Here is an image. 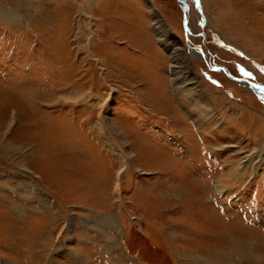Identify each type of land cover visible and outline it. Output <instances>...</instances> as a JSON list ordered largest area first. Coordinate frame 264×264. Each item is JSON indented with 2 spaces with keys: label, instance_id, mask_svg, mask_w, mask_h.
I'll return each instance as SVG.
<instances>
[{
  "label": "rangeland",
  "instance_id": "obj_1",
  "mask_svg": "<svg viewBox=\"0 0 264 264\" xmlns=\"http://www.w3.org/2000/svg\"><path fill=\"white\" fill-rule=\"evenodd\" d=\"M187 2V26L179 0L84 3L112 27L91 46L73 0H0L24 18L0 25V264H264V89L224 71L264 88V0ZM111 88L119 183L97 99L61 96Z\"/></svg>",
  "mask_w": 264,
  "mask_h": 264
},
{
  "label": "bare ground",
  "instance_id": "obj_2",
  "mask_svg": "<svg viewBox=\"0 0 264 264\" xmlns=\"http://www.w3.org/2000/svg\"><path fill=\"white\" fill-rule=\"evenodd\" d=\"M16 1H21V0H11V2L13 3V2H16ZM23 1H25V2H33L34 0H23ZM60 1V0H59ZM74 2H75V4L77 5V7H75L76 8V11H77V13H79V16H77V18H76V20H77V24L78 25H80V22L84 19V18H82L81 16H83V17H85V22L88 24V27H89V29L91 30V32L90 33H88V43L92 46V44H93V42L95 43V42H97L98 41V39H97V37L100 35V36H102V38H103V41L104 42H106V41H108V38L111 36V34L110 33H112V27L110 26V25H106L107 24V21L109 20V18H110V16H107V17H100L101 15H96V14H93L92 12H90L89 10H88V7L87 6H85V5H83L84 3H88L89 4V6H93V8H97V9H103V6H105V3H103L104 5H101L100 4V0H73ZM63 2V1H62ZM70 2V1H69ZM180 2H181V5H182V0H180ZM65 4V3H64ZM111 4V2H109L107 5H110ZM10 5V4H9ZM54 5V4H53ZM74 7V6H73ZM112 7V6H111ZM19 10H16V9H13L11 6H8V3L7 4H3V3H0V25H3V24H5V23H7V22H9V23H13V24H15V25H20V22L21 21H23L24 20V18H22L21 16H20V18H16V17H14V16H16L19 12H18ZM35 11H38V9L37 10H35ZM40 11V10H39ZM38 11V12H39ZM18 12V13H17ZM61 12V11H60ZM66 12V11H65ZM64 12V13H65ZM187 12H189V14H191L190 13V9L188 8V10H187ZM63 13V12H62ZM68 13V12H67ZM70 13V12H69ZM155 13V12H154ZM59 14V13H58ZM157 14V13H156ZM14 15V16H13ZM60 15V14H59ZM154 17H156V16H154ZM190 17H191V15H190ZM82 18V19H81ZM25 20H27V19H25ZM97 21V22H96ZM98 21H103L102 23H100V24H98ZM110 21V20H109ZM51 21H49V23H50ZM158 22V21H157ZM2 23V24H1ZM40 23V22H39ZM39 23H38V25H39ZM57 22H55V24H56ZM109 23V22H108ZM43 24V23H42ZM46 24V23H45ZM12 25V24H11ZM14 25V26H15ZM36 25H37V23H36ZM49 25V24H48ZM52 25V24H51ZM157 26H156V28H157V33H160V32H162V29H161V26L160 25H158V24H156ZM41 27V26H40ZM2 28V27H1ZM163 33V32H162ZM117 35H119V34H117ZM120 36V35H119ZM165 36V35H164ZM163 36V39H165V37ZM120 37H122V35L120 36ZM119 39V38H118ZM167 41V40H166ZM103 42V43H104ZM98 43V42H97ZM175 43H176V46L178 45V44H180V45H183L182 46V49L184 50V52H185V56H187V52H186V50H185V47H184V44L181 42V40H175ZM163 44L165 45V48L168 50V52H169V54H170V56H171V59H172V63H173V67H172V73L171 74H173V75H175V81L176 82H178L180 85H178L177 86V89L179 90V92H181V91H183L184 90V86H182L181 85V83H183L184 81L186 82V80H184V81H182V79H181V75H182V73H181V71L179 70V63H180V58H179V54L177 53L178 52V50H177V48H176V46L174 45V46H172V45H169L167 42H163ZM149 45H147V47H148ZM90 54H92V52H93V50H92V48H90L89 50H87ZM97 61H99L100 60V62H102L103 61V63L105 64V68L107 69V61L104 59V58H95ZM104 59V60H103ZM94 60V59H93ZM105 69V70H106ZM224 71L227 73V75L229 76V77H231L230 76V73L227 71V69L226 68H224ZM106 73L108 72V69L105 71ZM190 77H188V76H186V78H187V80L189 81V82H191V83H193V82H195V86H194V90H195V93L197 94V98H199L198 100H203L204 102L205 101H207V97H205V95L201 92V90L199 91L198 90V87H199V84H197V82H196V78L195 77H192L191 75H189ZM102 78L104 79V80H106V82L108 83V81H107V78H106V76L104 75V74H102ZM232 78V77H231ZM233 79V78H232ZM109 84V83H108ZM241 84V83H240ZM241 85H246V84H241ZM253 86H255V85H253ZM253 88V87H252ZM113 89L114 88H111V91L110 92H108V94H106V95H102V94H100V93H97V92H94V91H88V93L87 92H83V91H79V90H75V89H72V90H67V92H65V93H63V95H61V96H63L64 97V99L63 100H72L73 102H75V103H77V102H79V101H81V100H83V101H91L92 100V98L94 97V98H96L97 99V101H98V108H99V114H98V120L95 122V124H96V127L99 129V131H100V135L106 140V144L107 145H109V146H111L112 148H114L115 149V154L117 155V157L119 158V161H120V166H119V168H118V170H117V183H119V181H120V175H121V173L128 167V158H127V154H128V152H130V154H133L134 155V153L133 152H131V151H126L125 149H123V147L121 146V144L115 139V138H113L112 136H111V133L109 132V129H108V127L107 126H105V120H104V117H103V115H104V109L106 108V106H107V104L109 103V101H110V99H111V97H112V94H113ZM253 89H255L256 91H257V89L256 88H253ZM190 91V90H189ZM192 91V90H191ZM193 92V91H192ZM198 92V93H197ZM62 99V98H61ZM246 111V110H245ZM195 115L197 116V118L199 119H201L202 117L199 115V114H196L195 113ZM46 116V115H45ZM252 117V116H251ZM259 119H261V118H259ZM258 119V120H259ZM254 120V119H253ZM263 120V119H262ZM259 122V121H258ZM262 122V121H261ZM263 123V122H262ZM112 126H113V124L114 123H110ZM259 124H260V122H259ZM253 125V124H252ZM103 126H105V128H106V130L105 131H103ZM134 143V142H133ZM132 144V143H131ZM136 146V145H135ZM138 146V145H137ZM137 146H136V148H137ZM256 153L257 152H255V156H256V158H257V156L258 157H260L259 155H256ZM33 154V153H32ZM46 156V155H45ZM48 156V155H47ZM133 157V156H132ZM30 158V157H29ZM264 158V157H263ZM254 159L255 158H253V159H249V161H246V162H241L240 163V166H243V167H241V169H239L238 167H235V168H230L228 171H229V173H228V175H227V177L229 178V177H233V176H235V177H237L238 179H242V178H244L246 175H247V173H248V169L249 168H254V169H256V171H257V167L260 165V162H254ZM25 160V159H24ZM261 161V160H260ZM48 171H50L49 169H48ZM50 174V173H49ZM38 175V174H37ZM77 176V175H76ZM42 179H44L43 177H42ZM65 180V179H64ZM71 180V179H70ZM69 180V181H70ZM73 180V179H72ZM71 180V181H72ZM66 181V180H65ZM69 181H67V182H69ZM239 181V180H238ZM226 185V183L225 182H223V181H216L215 183H214V188L216 189V192L218 193V194H221L226 188H227V186H225ZM235 253L236 254H238V255H241V249H237L236 248V251H235ZM245 254V253H244ZM243 254V255H244ZM75 256H77L76 254H74ZM232 255V254H231ZM74 256V257H75ZM78 257H79V255H78ZM248 257V256H247ZM81 258V257H80ZM245 258V257H244ZM251 258L254 260V261H258L259 262V260L261 259L258 255H257V253H253V254H251ZM240 260H241V258H240ZM248 260V259H247ZM246 262V261H245ZM251 264H253L252 262H251Z\"/></svg>",
  "mask_w": 264,
  "mask_h": 264
},
{
  "label": "water",
  "instance_id": "obj_3",
  "mask_svg": "<svg viewBox=\"0 0 264 264\" xmlns=\"http://www.w3.org/2000/svg\"><path fill=\"white\" fill-rule=\"evenodd\" d=\"M179 3L181 4L180 0H179ZM182 8L184 10V22H185V25L187 24V22L189 21V17L191 14H189V12H187L188 8H189V4L187 2V0H182ZM187 26V25H186ZM230 76L236 80L238 83H241V84H246L247 86H249V88L253 89V88H260V91H261V88L264 89L263 87H260V86H253V82H251L250 80L248 79H245V78H239V77H235L233 75L230 74ZM253 87V88H252ZM256 92V91H255Z\"/></svg>",
  "mask_w": 264,
  "mask_h": 264
}]
</instances>
